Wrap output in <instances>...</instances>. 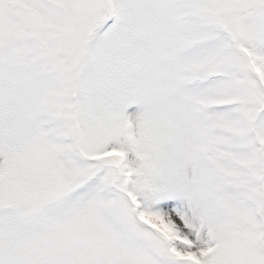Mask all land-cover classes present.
<instances>
[{
  "label": "snow or ice",
  "instance_id": "obj_1",
  "mask_svg": "<svg viewBox=\"0 0 264 264\" xmlns=\"http://www.w3.org/2000/svg\"><path fill=\"white\" fill-rule=\"evenodd\" d=\"M0 264H264V0H0Z\"/></svg>",
  "mask_w": 264,
  "mask_h": 264
}]
</instances>
